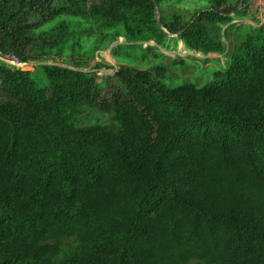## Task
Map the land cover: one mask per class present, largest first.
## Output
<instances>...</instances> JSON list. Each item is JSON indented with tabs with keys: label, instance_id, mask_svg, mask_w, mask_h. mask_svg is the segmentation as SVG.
<instances>
[{
	"label": "trees",
	"instance_id": "16d2710c",
	"mask_svg": "<svg viewBox=\"0 0 264 264\" xmlns=\"http://www.w3.org/2000/svg\"><path fill=\"white\" fill-rule=\"evenodd\" d=\"M156 1L0 0V57H63L71 26L39 33L63 16L121 28L116 51L146 63L170 35L225 52L205 23L240 0L190 22ZM248 29L203 88L124 66L105 97L82 66L0 61V264H264V24ZM86 107L116 125H82Z\"/></svg>",
	"mask_w": 264,
	"mask_h": 264
},
{
	"label": "rangeland",
	"instance_id": "374dc122",
	"mask_svg": "<svg viewBox=\"0 0 264 264\" xmlns=\"http://www.w3.org/2000/svg\"><path fill=\"white\" fill-rule=\"evenodd\" d=\"M213 1L157 0V14L159 19L161 16L179 14L184 21L190 22L200 13L210 10ZM236 2H239L240 11L233 14L230 20L205 23L210 34L224 45L225 52L223 54L203 56L191 52L178 35H170L171 41L168 42V45L159 49L155 57L151 55L149 63H146L139 57H130L129 53L122 50L116 51V47L126 45L125 35L121 28H100L92 21L63 16L43 27L39 33L55 32L62 23L70 25L72 28L71 44L65 47V55L63 57L57 54L46 56L44 60H48L47 62H31L25 69L39 67L41 64L82 66L86 72L97 74L99 82L107 81L106 89L103 91L105 97L109 96L111 87L113 84L115 85L114 76L124 66L151 71L154 75H156L154 68L160 66L165 69L164 82L169 87L176 88L194 84L203 88L212 84L216 80V74L226 69L230 60L229 52L239 45L244 35L249 31L248 28H257L264 24V0ZM149 46L154 47L155 44H146L144 47ZM80 123L84 126L116 125L113 114H105L96 108L87 107L83 109Z\"/></svg>",
	"mask_w": 264,
	"mask_h": 264
},
{
	"label": "built area",
	"instance_id": "2783aa9c",
	"mask_svg": "<svg viewBox=\"0 0 264 264\" xmlns=\"http://www.w3.org/2000/svg\"><path fill=\"white\" fill-rule=\"evenodd\" d=\"M0 61L4 62L11 68L22 69V70H25V68L29 65V63H22L19 59L15 57H0Z\"/></svg>",
	"mask_w": 264,
	"mask_h": 264
},
{
	"label": "bare ground",
	"instance_id": "6f19581e",
	"mask_svg": "<svg viewBox=\"0 0 264 264\" xmlns=\"http://www.w3.org/2000/svg\"><path fill=\"white\" fill-rule=\"evenodd\" d=\"M181 48V47H180ZM180 50V49H179Z\"/></svg>",
	"mask_w": 264,
	"mask_h": 264
}]
</instances>
